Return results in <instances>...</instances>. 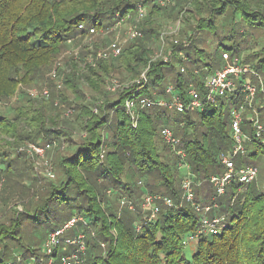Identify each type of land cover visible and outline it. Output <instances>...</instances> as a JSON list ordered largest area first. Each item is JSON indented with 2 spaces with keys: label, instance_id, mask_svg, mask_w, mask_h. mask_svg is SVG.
<instances>
[{
  "label": "trees",
  "instance_id": "obj_1",
  "mask_svg": "<svg viewBox=\"0 0 264 264\" xmlns=\"http://www.w3.org/2000/svg\"><path fill=\"white\" fill-rule=\"evenodd\" d=\"M140 7L148 11L141 25L143 37L111 61H121L130 76L147 71V82L98 104L83 95L79 84L85 79L99 92L107 67L90 66L81 77L74 64L64 84L75 94V126L85 138L70 143L72 152L60 160L61 177L51 185L46 199L27 217L15 218L12 228L0 224V264H7L20 251L23 263L33 259L34 264H47L49 259L62 264L61 257L74 249L66 241L79 234L86 237L79 264H264V186L258 184L260 170L252 162L264 155V147L255 139L248 119L252 110L245 112L243 129L252 137L249 145L254 148L247 157L237 159L236 166H255L258 176L242 194L243 185L236 181L227 187L219 208L210 214L225 216L226 226L219 234L199 240L192 252L186 251L184 241L197 232L201 215L189 202L179 206L185 172L162 134L164 128L173 130L197 180L222 176L226 168L220 158L233 148L231 112L244 103V94L219 98L202 111L188 114L137 105L136 127L125 108L136 93L137 99H170L166 91L171 85L185 101L190 85L204 99L206 78L225 64L240 62L258 74L247 78L258 88L254 107L264 125V0H0V102L18 94L16 105L0 106V176L15 169L5 151L14 145L25 141L46 145L61 136L72 141L71 123L63 121L66 129L56 128L62 123L60 114L54 115L57 108L44 99L29 98L24 91L18 93L19 85L40 79L67 43L87 36L91 29L106 30L125 18L139 17ZM182 13L181 36L190 41L188 46L172 43L171 61L152 60L151 44L146 43L159 40L163 22ZM209 36L217 44L213 52L197 45ZM106 190L115 194L114 201L105 197ZM194 192L195 202L202 205L211 203L216 194L208 182L195 185ZM146 193L169 197L178 206L160 203L158 218L149 221L147 214H141ZM125 197L133 201L137 212L126 206L119 215V201ZM76 217L82 221L64 231L61 245L51 255L40 258L37 251L43 249L49 234ZM25 223L34 228L33 236L23 230Z\"/></svg>",
  "mask_w": 264,
  "mask_h": 264
},
{
  "label": "rangeland",
  "instance_id": "obj_2",
  "mask_svg": "<svg viewBox=\"0 0 264 264\" xmlns=\"http://www.w3.org/2000/svg\"><path fill=\"white\" fill-rule=\"evenodd\" d=\"M144 11L145 16L143 18L128 17L117 25L112 26L110 29H96L95 32L90 33L85 37H77L74 41H71V43H67L53 66L45 71L40 79L36 77V80L33 83L31 82L30 85L23 83L19 85L18 93L24 91L28 94L27 96L29 98L44 99L47 102H51L54 107L57 108V110L53 112L54 115L56 113L60 114V121L62 123L56 128H58V130L66 129L63 121L71 123L72 128H69L70 126H68V128L70 131L69 137L72 141L69 142L67 136H61L58 140L56 139L57 141H53V147L46 152L45 157L43 158L31 155L30 146L34 144L32 141H25L24 143L14 145L10 148L6 147L8 149L5 151L8 153L9 159L14 160L13 163L15 169L6 175H4V172L3 175L0 176V224H3L7 228H12L15 218H20V216L22 218V215L27 217L28 214L32 213V211L46 199V196L51 189V185L58 184L59 178L61 177V171L59 168L60 160L65 156L70 155L72 152L70 143H80L85 138L82 136V130L78 128V125L75 126L76 112L74 108L78 105L75 101V94L70 89L65 88L64 84L69 73L74 72V64H78L79 67L77 72L81 77L88 72L90 66L95 68V70L99 69L98 67L100 63L107 67L108 76L105 78L104 84L101 85V89H98L99 92L92 89L85 79H81L82 83L79 84L83 95L88 100L92 99L98 104H101V102L106 99L115 100L123 91L128 90L129 88H134L143 82H147V71H142L138 76L136 74L130 76L129 72L126 71L127 68L121 65V61H111L110 58V60H106L108 62H102V60L105 59L99 58V54L102 51H105V49L113 42L118 41L119 44H121L122 50L126 49L131 44L136 43V39L131 38V31L132 29L142 31L141 25L147 17L148 12L147 9ZM184 16V13H182L180 17L175 20L164 21L160 39L153 43H149V41L146 43L151 44L153 52L152 60L160 59L164 62L171 61L170 54H172V48H170V46L176 41L182 44L183 47L188 46L190 41L181 36V31L185 26ZM212 39V36L206 37V41H199L197 45L200 48H206L208 51L213 52L217 44H212ZM181 57L183 56L181 55ZM59 84H62L61 88L58 87ZM46 89L50 93L49 97L43 96V91ZM17 102L18 94L10 98L9 101L7 100L4 103L0 102V106H3V108L9 106L8 108H10L16 105ZM255 106H257V104ZM253 148L254 145H247L249 153ZM252 162L259 167L260 172L257 181L262 188L264 186V155H259L258 158H256V161L252 160ZM48 169L52 171L55 178L49 177L47 172ZM183 171L185 172V170ZM105 194L107 199L112 201L115 200V194L110 190H106ZM123 199L127 200L126 197L120 199L119 215H121V212L126 208V206L121 204ZM131 202L133 203V201ZM134 207L135 210L132 212H137L135 204ZM141 214L144 216L147 214L146 211H143L142 205ZM72 220H75L74 224H76L77 222L82 221V218L76 217ZM23 230H26L28 234L32 233L33 236L34 228L32 229L29 227L27 223L23 225ZM51 234H49L48 238L44 240L42 246L43 249L37 251L41 254L40 258L45 257V245ZM59 245H61V243ZM186 248L187 252H192L196 248V243L192 242ZM20 253L13 254L12 259L8 262L17 259V256H20L22 259ZM43 260L45 261V259ZM24 262L25 263L21 261L20 263L34 264L33 259H26ZM49 263L50 260L48 259L47 264ZM53 264L55 263L53 262Z\"/></svg>",
  "mask_w": 264,
  "mask_h": 264
},
{
  "label": "built area",
  "instance_id": "obj_3",
  "mask_svg": "<svg viewBox=\"0 0 264 264\" xmlns=\"http://www.w3.org/2000/svg\"><path fill=\"white\" fill-rule=\"evenodd\" d=\"M169 1V0H167ZM144 7L139 8V17L145 16ZM84 26L81 25L80 29ZM91 33L95 32V29L90 30ZM142 37V33L138 29H132L131 38L136 39ZM178 43L177 41L175 42ZM122 53L121 44L118 41L111 43L105 51L99 54V58L110 59L112 57H118ZM182 55V54H181ZM183 56V55H182ZM182 72H185L183 67ZM258 74L254 69L247 64L234 63L225 64L219 70L209 75L206 78L205 83V97L202 99L199 90L194 86H189V100L185 101L181 96L175 93L173 86H169L166 93L170 95V99L158 98L152 99L148 97L129 99L126 101L125 108L127 113L133 118L134 127L137 126V120L139 118L137 112V105L140 108L158 106L174 110L181 114H188L195 111H202L206 104H215L219 98L232 96L238 92L244 94V103L236 108L232 109L231 112V132L233 138V148L228 154H224L220 158V162L225 166L226 172L222 176L213 175L208 179L197 180L194 174L191 172L190 165L187 162L186 152L179 148V140L175 136L171 128H164L162 131L165 141L171 146L172 152L179 157V167L185 170V176L182 181L183 195L179 206H182L185 202H189L197 213L201 215L200 226L195 234L189 235L184 244L188 246L190 243H198L199 240L207 237L208 235H217L225 225V216H210V214L219 208V200L225 195L227 187L231 185L233 181L242 184L243 186L239 189V193H243L244 190L253 183L258 176V169L255 166H243L238 168L236 166V160L238 158H245L248 156L247 145L252 141L247 133L243 129V123L245 120V112L247 109L252 110L253 115L248 119L250 120L253 128L255 139L264 147V125L261 123L259 115L254 107V102L257 97L258 88L253 85L249 80L248 76ZM246 77V78H245ZM62 84H59L61 88ZM50 93L46 89L43 91L44 97H49ZM35 96V95H34ZM36 97V96H35ZM138 101V104H137ZM97 109H95V112ZM53 147V143L46 145L33 144L30 146V153L32 156L45 157L46 152ZM104 158V153L101 155V159ZM50 178H55V175L50 169L47 170ZM210 183L216 190V194L212 198V202L206 205L195 202L194 186H200L203 183ZM160 203L170 208L177 207L178 205L173 199L160 195H152L146 193L142 199V209L147 212V218L149 221H155L160 213ZM123 206H127L130 210L134 211L135 207L131 201L123 199L121 201ZM75 220L70 221L61 230H58L50 235V238L45 245L46 256L52 254L53 250L60 244L61 236L65 230L74 226ZM66 243L72 246L74 249L68 254L61 257L62 264H79L80 255L86 251V237L84 234H79L74 239H68ZM104 247V245H103ZM21 257L17 256L15 261L21 262ZM7 264H14L13 261ZM49 264H53V260H50Z\"/></svg>",
  "mask_w": 264,
  "mask_h": 264
}]
</instances>
